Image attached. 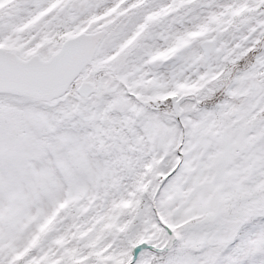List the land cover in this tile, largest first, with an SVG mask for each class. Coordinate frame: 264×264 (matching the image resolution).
<instances>
[{
	"label": "snow or ice",
	"instance_id": "1",
	"mask_svg": "<svg viewBox=\"0 0 264 264\" xmlns=\"http://www.w3.org/2000/svg\"><path fill=\"white\" fill-rule=\"evenodd\" d=\"M0 264H264V0H0Z\"/></svg>",
	"mask_w": 264,
	"mask_h": 264
}]
</instances>
